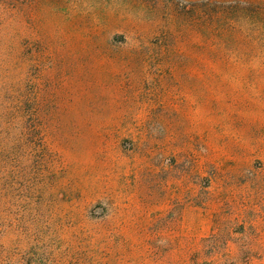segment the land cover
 <instances>
[{"label": "rangeland", "instance_id": "374dc122", "mask_svg": "<svg viewBox=\"0 0 264 264\" xmlns=\"http://www.w3.org/2000/svg\"><path fill=\"white\" fill-rule=\"evenodd\" d=\"M0 264H264V0H0Z\"/></svg>", "mask_w": 264, "mask_h": 264}]
</instances>
